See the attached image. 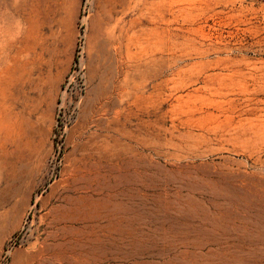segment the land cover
<instances>
[{
  "label": "rangeland",
  "instance_id": "1",
  "mask_svg": "<svg viewBox=\"0 0 264 264\" xmlns=\"http://www.w3.org/2000/svg\"><path fill=\"white\" fill-rule=\"evenodd\" d=\"M50 231L47 264H264V0H0V264Z\"/></svg>",
  "mask_w": 264,
  "mask_h": 264
},
{
  "label": "bare ground",
  "instance_id": "2",
  "mask_svg": "<svg viewBox=\"0 0 264 264\" xmlns=\"http://www.w3.org/2000/svg\"><path fill=\"white\" fill-rule=\"evenodd\" d=\"M89 191L90 186L88 185L86 178H84L80 172L74 173L69 182H67L61 190L53 194L49 200L43 203L44 207L52 217V222L58 225V223L62 221L60 218L63 217L64 210H68L75 203L84 200ZM60 237L61 236H59V238ZM55 238L56 234L53 233V231L46 233L45 237L32 249L29 257L31 261L30 264L48 263V253L54 246Z\"/></svg>",
  "mask_w": 264,
  "mask_h": 264
}]
</instances>
